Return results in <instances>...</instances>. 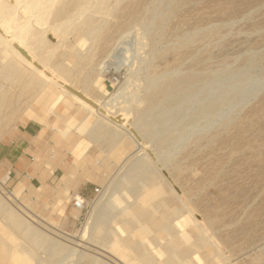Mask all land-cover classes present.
<instances>
[{
	"label": "rangeland",
	"instance_id": "rangeland-1",
	"mask_svg": "<svg viewBox=\"0 0 264 264\" xmlns=\"http://www.w3.org/2000/svg\"><path fill=\"white\" fill-rule=\"evenodd\" d=\"M22 25L28 50L19 56L11 37ZM0 27V139L34 118L44 122L31 167L46 158L58 163L31 205L75 235L79 256L148 264L137 256L147 251L156 260L149 264H264V0H0ZM120 49L136 59L121 86L131 110L119 115L138 150L105 117L98 135L89 133L99 118L92 99L107 91L102 61ZM45 68L86 94L64 92ZM151 183L154 194H144ZM99 184L106 194L95 199ZM4 189L0 233L19 259L62 264L72 248L34 237L20 223L24 206ZM73 191L91 200L88 219L105 200L85 240L78 238L86 224L68 199ZM140 210L147 213L124 230Z\"/></svg>",
	"mask_w": 264,
	"mask_h": 264
},
{
	"label": "built area",
	"instance_id": "built-area-1",
	"mask_svg": "<svg viewBox=\"0 0 264 264\" xmlns=\"http://www.w3.org/2000/svg\"><path fill=\"white\" fill-rule=\"evenodd\" d=\"M122 49L118 50L113 58H109V60L106 61L103 69L104 74V84L107 88L106 93L101 97L100 104H97V107L93 111V116L95 119L102 116L105 117V120L108 121L110 126L115 129L116 131L124 134V136H128L133 142H134V150H138L139 148V142L135 140L133 137V132H131L125 122H123L121 114L119 113L120 108L122 107H129L127 105V102L130 101L131 97H129L126 93L123 97H120L118 99L110 100L112 98V94L117 92L121 85L125 83L127 80V77L129 75V65L125 64L123 57L121 56ZM120 117V118H119ZM121 120V121H120ZM16 129H19L20 126H15ZM10 142L12 144L15 143L13 139H10ZM141 146V145H140ZM51 151V157L55 156L54 150ZM35 155H30V162H35L36 160ZM99 163V161L97 160ZM25 175L28 177L29 180H32L33 177L28 173L27 171L24 172ZM11 171L10 169L7 170V177L8 179H5L3 176L0 177V179L3 180L4 186L6 187V191L10 194L12 193L15 195L13 190V183L21 178V176L18 173H15V176H10ZM103 186L101 184L96 185L94 187V198H98L99 196L103 195ZM18 203L28 208L34 215H37V219L42 224V227L52 234L53 236H56L60 238L64 243L68 244L69 247L75 246L74 239L76 238L75 235L69 231H66L57 225L53 224L50 220L47 218L41 216L39 212H37L33 207L32 203L37 199L36 194H31L29 190L25 193L23 196H17ZM69 201L72 205V208L78 212V221L79 224L82 226L83 224H86L88 220V216L90 214L91 209V200L86 196L84 193L79 191H73L69 194ZM36 219V220H37ZM35 220V219H34ZM42 221L44 223H42ZM79 246V245H78ZM80 247V246H79ZM82 248V247H81ZM76 264H91V261L88 258H82V256H79L76 258Z\"/></svg>",
	"mask_w": 264,
	"mask_h": 264
},
{
	"label": "bare ground",
	"instance_id": "bare-ground-1",
	"mask_svg": "<svg viewBox=\"0 0 264 264\" xmlns=\"http://www.w3.org/2000/svg\"><path fill=\"white\" fill-rule=\"evenodd\" d=\"M39 1V0H38ZM53 1V0H52ZM36 6V5H35ZM34 6V7H35ZM30 14V13H29ZM29 22V21H28ZM25 24V23H24ZM23 24V25H24ZM28 24V23H27ZM22 25V26H23ZM7 27H9V26H7ZM1 28V27H0ZM4 29H5V31H4V35L6 34V36H8L7 34L9 33V30L10 29H8V28H5V26H4ZM19 30V29H18ZM26 26H23V27H21L20 26V31L18 32V35H16L15 33H13V34H15V36H13L12 35V37H11V39H8V40H11V42L13 43L14 41H17L16 42V45H11V47H12V49L14 50V52L16 53V54H18L19 56H22L21 55V52H20V50H18L19 48L20 49H27L26 47H25V45L23 44L24 42H23V40H22V36H24L25 35V33H26ZM30 30V29H29ZM16 31V30H15ZM14 31V32H15ZM17 33V32H16ZM3 35V33H1L0 32V36L1 37H3L2 36ZM31 35V34H30ZM29 36V35H28ZM26 37V36H25ZM8 42V41H7ZM27 42V41H26ZM14 44V43H13ZM28 50V49H27ZM125 54L124 55H126V56H124V60H125V64H128L129 65V70L131 71V72H135L134 71V69L136 68H134V63H136L135 61H136V59H134L133 57H132V55H131V52L129 51H127V50H125ZM27 53V52H26ZM111 55V54H110ZM110 55H107V57L102 61V67L104 66V64L106 63V61L107 60H109V57H110ZM25 60V59H24ZM45 63V62H44ZM43 66V65H42ZM101 65H99V67H100ZM44 69V68H43ZM46 69V68H45ZM46 70H48V69H46ZM50 73H51V75L53 74V77L51 78V81L53 82V83H55L56 85H58V86H60L63 90H64V92H66V93H68V94H73L75 97H80V96H84V94H86L85 92H86V90L83 88L82 90H78V89H76V88H74L71 84H69L67 81H65L64 79H62V78H60L59 76H57L56 74H54L53 72H51L50 70H48ZM47 72V71H46ZM46 72H44L45 73V75H48ZM101 73H103V72H101ZM84 85V84H83ZM122 86V85H121ZM97 87V86H96ZM124 88L125 87H121V89H119L117 92H115L113 95H112V98L110 99V100H114V99H118V98H120V97H122L123 96V92H124ZM100 91V90H99ZM125 94V93H124ZM63 96V95H62ZM83 99V98H82ZM93 100V103H94V106H92L91 105V108H93L94 110H95V108L97 107V104H100V100L99 99H96V98H93L92 99ZM59 101V100H58ZM90 102V101H89ZM126 108V107H125ZM130 108V107H129ZM128 108V109H129ZM124 110H126V109H124ZM129 110H131V108L129 109ZM122 114V113H121ZM124 114V113H123ZM126 114V113H125ZM124 114V115H125ZM129 114H130V112H129ZM129 117V116H128ZM103 119L101 118V117H99L98 119H97V121L92 125V127L89 129V133H90V135L92 136V137H96L97 135H98V133L100 132V130H101V128L103 127ZM119 138V137H118ZM77 148V147H76ZM79 149V148H78ZM80 153V152H79ZM78 153V154H79ZM77 154V153H76ZM117 183H115V186H117L118 184H120V182H121V179L119 180V181H116ZM3 184V185H2ZM0 186L4 189H6V187L4 186V183L3 182H1V184H0ZM156 186H158V185H156ZM156 186L154 185V183H151L149 186H147V187H144L143 189H142V192L144 193V194H146V193H151V192H153V194H154V192H155V189H156ZM158 188V187H157ZM4 189V190H5ZM7 190V189H6ZM112 192V191H111ZM115 193V192H114ZM12 194V193H11ZM106 193H104L103 195H105ZM152 194V195H153ZM13 195V194H12ZM151 195V194H150ZM112 196V195H111ZM147 198V197H146ZM146 198H144L143 197V199H142V206L144 207V209L145 208H147L148 206H149V200L148 199H146ZM150 198V197H149ZM12 199L14 200V201H16L17 200V198L15 197V195H13V197H12ZM2 199H0V201H1ZM115 200V199H114ZM103 201H105L104 199H102V197L100 198V199H98V201L94 204V208H93V212L91 213V215H90V217H89V219H88V221H87V223H86V225H85V228H84V233L81 235V237L80 238H78L79 240H85L87 237H88V234H90V232H92L93 231V229L95 228V225L97 224V216H99V214H100V211H101V208L103 207V205L105 204ZM106 201H108V200H106ZM110 201V200H109ZM2 202V201H1ZM9 202V201H8ZM112 202H114V201H112ZM152 202V201H151ZM12 205V204H11ZM115 205H117L116 203H115ZM0 207H1V205H0ZM2 208V207H1ZM119 208V207H118ZM8 209V208H7ZM17 209V208H16ZM15 209V210H16ZM6 211V210H5ZM126 211V210H125ZM18 213H20L18 216H20V215H22L23 216V218L20 220V223H21V225H23L26 229H30V232H31V234H33V236L34 237H37V238H39V241L41 242V241H48L50 244H53V245H55V244H65V245H68V244H66V243H64L62 240H59V238H57L56 236H53L52 234L50 235L48 232H44V231H41V230H39L38 229V227L37 226H34L33 225V220L34 219H36V217H37V215H34L28 208H26L25 206H24V209H23V213L22 212H20V211H17ZM16 212V213H17ZM17 213V214H18ZM145 213H147L146 212V210H140V211H138V213H136V214H134V215H132V221L131 222H129L128 223V225L127 226H125L124 224L125 223H123V228H124V230H128L129 228H131V226L133 225V222H135V221H139V220H141V216L143 217L144 215H145ZM6 216V215H5ZM8 218H10L12 215H11V210H9V212H8ZM21 216V217H22ZM161 216H162V214H161ZM160 216V217H161ZM115 217H117V215H115ZM148 218H150V215H149V217ZM161 218H163V217H161ZM164 219V218H163ZM165 224H167V222H165V221H163ZM86 234V235H85ZM80 235V234H79ZM127 238V237H126ZM172 238V237H171ZM77 240V239H76ZM135 241V240H134ZM80 244V242H76V245H79ZM104 244L107 246L108 245V241H105L104 242ZM72 249L69 251V253L65 256V258H63V259H65L64 260V262L62 263V264H71V263H76V258H78L79 257V254H80V252H79V247L77 248V246H72L71 247ZM138 248H139V241L138 242H135V244L133 245V246H131V249L133 250V252H137L138 251ZM179 249V248H178ZM87 250V249H86ZM86 250H84V251H86ZM175 249L173 248V247H170L169 248V254L172 256L174 253H175V251H174ZM104 252H106L105 251V249H104ZM104 252H102L101 254L103 255V256H106V257H108V255L106 254V253H104ZM147 252V251H146ZM146 252H141L140 254L138 253V257L141 259V260H143L144 262H147L148 264L149 263H151V262H156V260H155V258H153L151 255H150V253H146ZM82 254H85V253H82ZM77 255H78V257H77ZM93 256V255H92ZM134 257H131V259L130 260H132ZM184 258V257H183ZM120 261H121V259H120ZM104 262H106V264H112L111 262H109V261H104ZM113 262V261H112ZM169 262H172V260L170 259V261ZM142 263V262H141ZM57 264H61V263H57ZM114 264H118V263H114ZM122 264H126L125 262H123V260H122ZM161 264V263H160Z\"/></svg>",
	"mask_w": 264,
	"mask_h": 264
},
{
	"label": "crops",
	"instance_id": "crops-1",
	"mask_svg": "<svg viewBox=\"0 0 264 264\" xmlns=\"http://www.w3.org/2000/svg\"><path fill=\"white\" fill-rule=\"evenodd\" d=\"M52 100L53 99L50 98L43 103V106L41 107L46 110ZM43 123L42 120L34 118L32 121L21 124L19 131H16L11 138L15 141L14 144H12L9 139H0V173L5 179H8L7 170L10 169V176H15V173H18L21 176V180L16 182L13 189L14 191H18L19 195L25 194L27 190H29L31 194H39L40 192L37 191L48 185L50 180L49 175L50 173H54L55 169L52 168V166H57L56 164L58 162L55 160L56 157L54 159H43L42 161L44 165L42 164L41 167H31L33 162H30V155H34L31 152L33 139L40 133ZM8 128L9 127H7L6 130ZM6 130L4 132H6ZM85 149L86 145L84 144L82 149L78 152H82ZM25 171L30 173L33 177L32 180H29L27 186L24 185L22 181L23 178L28 179L24 173ZM18 253V249H15L9 236L0 233V264H23L22 260L19 259L20 256H17Z\"/></svg>",
	"mask_w": 264,
	"mask_h": 264
}]
</instances>
